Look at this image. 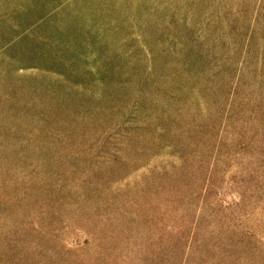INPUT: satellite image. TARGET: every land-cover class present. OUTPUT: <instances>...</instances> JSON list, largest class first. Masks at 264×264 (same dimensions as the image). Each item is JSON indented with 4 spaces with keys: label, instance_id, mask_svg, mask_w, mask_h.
<instances>
[{
    "label": "rangeland",
    "instance_id": "obj_1",
    "mask_svg": "<svg viewBox=\"0 0 264 264\" xmlns=\"http://www.w3.org/2000/svg\"><path fill=\"white\" fill-rule=\"evenodd\" d=\"M0 264H264V0H0Z\"/></svg>",
    "mask_w": 264,
    "mask_h": 264
}]
</instances>
